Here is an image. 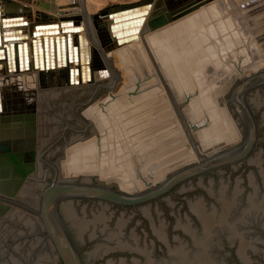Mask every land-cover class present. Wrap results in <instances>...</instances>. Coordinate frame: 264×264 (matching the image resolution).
<instances>
[{
  "label": "water",
  "instance_id": "1",
  "mask_svg": "<svg viewBox=\"0 0 264 264\" xmlns=\"http://www.w3.org/2000/svg\"><path fill=\"white\" fill-rule=\"evenodd\" d=\"M151 4L149 0H140L105 9L104 16L112 19L108 24L112 32L110 42H102L104 51L110 53L99 80L73 82V74L80 71V43L71 46L69 34L60 41L58 35L53 40L52 35L59 31L51 28L58 23L34 26L32 35L43 36L37 41L31 40L34 61L38 52L46 69L60 66V58L64 63L76 65L65 70L60 83L33 85L34 115L17 113L13 116L19 121L17 127L0 130V178L3 180H0V208L7 214L15 208L35 214L39 230L21 234L19 239L37 236L47 239L58 264H84V253L86 259H91L102 257L110 250L126 249L144 257V262L134 257L132 264H256L250 254L264 250V152H251L258 145L260 132L264 137V108L259 109L264 105V92H261L264 61L229 72L225 102L240 135L237 142L215 152L200 153L192 138L197 128L181 115L182 127L198 160L178 164L154 183L143 178V187H129L115 178L63 168L62 157L68 144L90 137L99 104L119 85L118 52L112 50L138 38L140 25L145 20L144 9ZM169 19L166 15L154 17L148 27L158 28ZM74 23V20H65L60 24L67 26L63 29L65 33L82 29V25ZM15 32L21 30H6L5 34ZM46 35L50 36L49 47ZM4 47L7 52L13 50L12 56L15 55L13 43ZM16 52L19 68L28 70V41L19 42ZM5 57L8 62V53L0 57V68ZM46 154L51 160H57L56 163L45 159ZM249 155L252 157L248 163L256 169H251L243 178L238 174L233 177L223 174L218 178L209 175L225 166H235ZM31 179L35 180L36 205L19 198L20 192L16 190ZM247 185L249 189L244 194ZM175 192H181L179 197L174 196ZM211 196L218 200L217 205ZM163 198H168L164 216L161 209L149 206L159 205ZM89 205L94 208L88 209ZM113 205L131 211H138L140 207L150 220L154 234L166 243L167 257L157 261L148 246L140 247L134 236L124 237L122 230L128 216L116 218L110 228L111 213L107 206ZM97 229H108L106 239L90 248L84 242L85 236L93 237ZM107 264L128 263L108 259Z\"/></svg>",
  "mask_w": 264,
  "mask_h": 264
},
{
  "label": "bare ground",
  "instance_id": "2",
  "mask_svg": "<svg viewBox=\"0 0 264 264\" xmlns=\"http://www.w3.org/2000/svg\"><path fill=\"white\" fill-rule=\"evenodd\" d=\"M149 1L152 4L151 6L146 7L144 9L145 20L140 25L138 38L136 40H132L127 43H124L121 46H117L116 49L112 50L118 52V67L120 69V73L123 76L121 79H119V85L116 88L115 92L109 94L98 106V108H100L102 106V103L103 105H105L104 106V109H106L105 114L108 117L106 116L100 117L99 109H98L95 117L96 119L98 118V121L96 124L94 121L92 128V136L89 137L87 140L71 142L68 144L65 151L67 153L65 154L62 160L63 166L66 169L87 172L89 174L97 173L103 177L115 178L129 187H134L135 184H138L139 182L137 181L132 182L131 179L128 177L131 176L130 174L132 172L131 162L136 161L137 158L141 159L142 161L151 162L152 158L154 159L155 156L153 157L152 155H150L152 150L149 151L150 149H147L148 148L147 146L149 145L141 146L140 140H138L137 142L136 139L138 138H135L136 142L133 143L134 145H132V143L125 141L124 142L125 146H124L123 144L119 145L118 144L119 141L118 143H113L114 139L111 138L110 140L113 141L112 143L114 145V148L111 149L112 151L110 152L113 153V155L111 158V155L109 153L111 162L108 159L107 161L109 162L107 163V165H105L104 162L109 157L108 155L106 157V155H104L103 153L105 151L104 148H106L105 145L109 143L107 141L109 140L110 136L112 137V135L110 134H112L111 131H114L112 129L115 126L114 123L119 124L120 122V120L118 122L119 118H117L116 116L117 113L119 115H123V113L121 112L122 109L124 107L129 108L126 107L127 103H129L130 107L132 108L133 105L131 106L130 102L131 101L134 102L139 98H149L148 101L151 100V103L157 101L156 98L160 99L161 97H164L167 98L168 101H170L171 99V105H173L174 108L169 107V109L170 108L175 109V112L178 116L180 115L181 113L180 111L182 109L181 108L182 105L180 104V102L183 99H187L186 97H188L189 99H187V101L190 100L189 103L190 105L188 107V111L190 112L189 114H192L191 116L192 117L195 116L196 118H200L203 115H205L211 120L210 122L211 124L208 126V130L207 131L205 130L207 133L206 136L209 137V142H211L210 143L211 148L212 145L220 142L224 143L225 141H227L228 139L234 136L233 134L234 128L230 125L231 121H229V123L227 122V120L223 115V112L220 109V106H217L216 101L217 100H221L224 102L226 101L225 94L227 93V87H228L227 78L229 72L232 71L231 70L232 66H230L229 64L232 59V56H234L232 55L233 54L232 49L235 46L238 47L236 40L239 35L242 38V34H241L242 32L243 34L245 33V31H243L245 23L247 24L248 20L256 19L261 15L260 8L264 4V0H149ZM38 3H39L38 5H34V3L31 2V0H21V1L0 0V48H4L2 51H0V57L6 56L7 53L9 56L8 62L6 57L5 59H2L3 65L2 68H0V130L13 129L17 127L19 121L13 117L17 113L24 112L34 115L33 85L60 83L63 79V74L65 70L71 66L76 65L75 62L69 63L66 61V63H64L62 58H60V63H61L60 66H56L54 69H46L42 67V62L41 59L39 58L38 52H37V58L34 61L31 40L34 38L37 41V39L43 38V36L32 35V31L35 30L34 28L35 25L39 23H53V24L58 23V26L51 28L52 30L58 29L59 31L58 34L52 35L53 40L58 35L60 41L61 37L66 38L67 35L69 34L71 46H73L75 42L80 43L81 51H82L81 62H78L80 66V71L78 74L75 75L73 74V82L99 80L100 75L102 73L99 71L97 72L96 69L104 67L105 64L104 61L107 60L106 56L109 55L110 53V52H105L102 46V42L109 43L111 40L110 38L112 31L109 30L108 24L111 23L112 19L104 16V11L105 9H107V7L106 8L104 7V9H101L96 13L90 14L87 13L86 11L85 3L88 4V7L90 6L92 7V5L88 3V0L87 1L86 0H55L53 3L50 2L45 3V0H39ZM169 3L171 7L170 6L168 7ZM162 15H166L167 18H170L168 22L166 24L159 26L158 28L150 29L148 27L149 22L154 17L159 18ZM7 17L9 18L19 17V18L3 20V18H7ZM39 20L40 21L45 20V21L39 22ZM65 20H74L75 21L74 25H82V29L78 30L77 32L65 33L63 29L66 28L67 26H63L60 24L62 21ZM11 29L21 30V32L5 34L6 30H11ZM39 30H44V29H39ZM13 36L14 37L26 36V38L14 39ZM46 39L49 47L50 36L46 35ZM24 41H28V59L30 62V68L28 70L24 68L23 69L19 68L18 55L16 52L17 44L19 42H24ZM258 42L260 41H257V43ZM11 43H13L15 48L14 56H12L13 50L9 49L7 52L6 48L4 47V44L10 46ZM253 44L255 46H258V44H256L255 41H253ZM257 50H258V56L256 55L257 58L255 59V61L250 62L249 64H247L243 68H240L239 70L244 69L260 61H264V54H262V50L260 46H258ZM252 55L254 56L255 54ZM151 61H155L156 65L151 66L150 64ZM34 62L37 66L34 65ZM219 68L220 70H218ZM146 69H148L147 71H150V74H148L146 77L142 76L144 77V79H142V77L140 78L139 77L140 72L142 71V73L144 74ZM215 70L216 71L218 70L217 75L220 74L221 76L222 75L224 76L221 79H219L218 76L219 86L217 84L218 86L217 87L216 84L213 83L217 87V89L215 87L214 88L215 90L213 89L214 91L210 93L208 90L212 88L213 85H211L210 82L211 79L208 80V78H210L209 77L210 75L214 76L213 73L212 74L210 73ZM159 71L162 72L165 78L169 79V83L160 81L158 84L160 85V87L159 89H157L156 88L157 80H158L157 78H159L157 75ZM198 72L201 74L203 73V75L201 74L199 75ZM204 73L206 76L208 73L210 75H208L207 78L206 77L203 78L205 76ZM194 75H197V77L194 78ZM215 80H211V81L215 82ZM138 84H143V87L141 89L142 95L140 96H137L135 92L136 86ZM121 88H123L124 91ZM122 91H123V95H121ZM194 91L197 93L196 95L194 94ZM221 101L219 103H221ZM118 102L120 103V106H122L121 109H118ZM114 103H116V105H114ZM135 103L136 102H134V104ZM141 104L139 106H142ZM155 104H153L152 106H154ZM162 106H164V104ZM142 107L144 108L146 106L144 105ZM124 110L126 111L127 109ZM161 111L163 112V110ZM226 111L228 112V110ZM139 113L137 112V115ZM166 116L168 117L169 115L167 114ZM155 117H157V115H155ZM204 119H206V117ZM142 120H144V118H142ZM137 122L139 121L137 120ZM125 125H127V123ZM173 125L170 126L172 127ZM153 128L154 126L151 129ZM115 130L117 131L118 129ZM123 130H125L124 132L127 131L128 133L127 136H129V131L131 129L128 130L127 127V129H123ZM150 131L149 134L153 132ZM175 132L176 134L178 133L177 131ZM181 132L184 131H180V133ZM145 133L144 136L146 135ZM148 135H146L144 138L146 139ZM11 136L12 137L10 140L13 139L12 134ZM115 136L114 138L117 137ZM141 136L142 134H140V138ZM173 137H174L173 139H175L178 136L177 137L173 136ZM170 139L172 138L170 137ZM132 142H134V139H132ZM109 145L110 144H108V146ZM181 145L182 144H180V146ZM180 146H178V149ZM176 147H175V151H178L176 150ZM142 148L145 149L143 150ZM169 148L170 147L168 146V148L165 149H169ZM100 149L101 151H99ZM116 151H118L119 154H116ZM168 151L169 150H166L164 153L162 152V157L160 159L158 158L156 159L162 160L163 155L165 156L164 159H167L168 158L167 156L171 155L169 153L170 151L169 152ZM182 151L183 150H181V152ZM166 152L167 155H165ZM173 154L175 155V152ZM116 155L119 156L118 157L119 160L123 159V161L122 160L118 161ZM148 155H150V157ZM182 157L184 156L177 157V159L175 158L174 160H170V162L171 161L176 162ZM190 158H191L190 156L187 157L183 162H185L186 160L192 161V158L191 159ZM156 159L155 162H153L154 160H152V163L154 164L164 163L163 160L162 162L160 161L158 162ZM121 165H122V169H119ZM161 171L162 170H160V172ZM126 173L129 174L126 176ZM33 176L35 178V174ZM126 177H128V181L125 180ZM0 180H2V178H0ZM14 187L15 186H13L11 189H14ZM16 190L17 192H20L19 198L30 200L32 204L36 205V190H35L34 179L33 180L31 179L30 182L27 183L25 186L24 185L18 186ZM3 210L4 209L0 208V243L4 242L2 240V236H3L2 234H4V229L7 230L6 225H8V223L14 225L15 227L20 228L25 233H31L35 230H39L40 226H38V222L36 220L37 217L33 216L34 214L33 215L25 214L23 210L17 208H15L13 212H9L8 214ZM5 235L6 234H4V236ZM43 240H44L43 237L42 239H40V237H36L18 243L15 247V251H13L15 253L11 252L13 253L12 260L16 262L13 261L11 262L9 259L10 261L9 263L7 262L6 263L3 262V263L29 264L27 260L28 257L31 256L33 258L32 261L33 264H57V260L51 249V246L47 245L48 243L46 244V242ZM0 248L2 247L0 246Z\"/></svg>",
  "mask_w": 264,
  "mask_h": 264
},
{
  "label": "rangeland",
  "instance_id": "3",
  "mask_svg": "<svg viewBox=\"0 0 264 264\" xmlns=\"http://www.w3.org/2000/svg\"><path fill=\"white\" fill-rule=\"evenodd\" d=\"M17 1H21V0H17ZM38 1L39 0H31V2H33L34 3V5H38L39 3H38ZM55 0H45V3H47V2H50V3H53ZM87 1V0H86ZM137 1H140V0H88V3H90L91 5H92V7L90 6V7H88V4L87 3H85L86 4V11H87V13H90V14H93V13H96V12H98V11H100L101 9H104V7L106 8V7H109V6H111V5H114V4H125V3H133V2H137ZM23 2V1H22ZM261 11H260V13H261V15L258 17V18H256V19H252V20H248V25L245 23V25H244V29H243V31H245V33L243 34V32L241 33L242 34V38H241V36L239 35L238 37H237V40H236V42H237V46L238 47H234L233 49H232V55H234V56H232V59H231V61H230V66H232L231 67V70L232 71H235V70H239L240 68H243L244 66H246L247 64H249L250 62H254L255 61V59L257 58V56H258V50H257V48H258V46H260V48H261V50H262V54H264V4L261 6ZM247 26V27H246ZM249 32V33H248ZM247 35V36H246ZM258 38H263L260 42H258L257 43V41H259V39ZM252 39V40H251ZM238 40H239V42H238ZM251 40V41H250ZM245 43H244V42ZM249 41V42H248ZM253 41H255V43L256 44H258V46H255L254 44H253ZM247 44H249V45H251V46H249V45H247ZM247 45V46H246ZM255 47V49H254V47ZM104 47V46H103ZM239 48V49H238ZM252 48V49H251ZM254 51V52H253ZM235 52V53H234ZM246 52V53H245ZM248 52V53H247ZM251 52H253V53H251ZM256 52V53H255ZM252 54H255L254 56L252 55ZM257 55V56H256ZM256 56V57H255ZM107 57V60H105L104 61V67L103 68H98V69H96L97 70V72L99 71L100 72V70H101V73H103L104 71L103 70H105L106 69V65H107V61H108V57H109V55H107L106 56ZM247 57H249V58H247ZM252 57V58H251ZM254 57V58H253ZM249 60V61H248ZM258 60V59H257ZM246 61H248V62H246ZM242 62V63H241ZM244 62V63H243ZM138 63V62H137ZM142 63H143V61H142ZM139 64V63H138ZM150 64H151V66L152 65H156V63H155V61H151L150 62ZM231 64H233V65H231ZM141 69V68H140ZM95 70V71H96ZM148 69H146L145 70V72H144V74L142 73V71L140 72V74H139V77L141 78L142 76H147L148 74H150V71H147ZM218 70H220V68L218 69ZM217 70V71H218ZM217 71L215 70V71H213V72H209L210 74H214V76H212V75H210L209 73L207 74V76L205 75V73H204V77L203 78H207L208 77V75H210L209 77L210 78H208V80H215V82H213V81H211L210 80V82H211V85H213V87L212 88H210L208 91L211 93L212 91H214L215 89V87L217 86V84H218V86H219V79H221L224 75H217ZM204 72V71H203ZM199 73V72H198ZM201 73H199V75H200ZM102 75V74H101ZM101 75H100V77H101ZM201 75H203V73L201 74ZM217 75V76H216ZM118 76L120 77L119 79H121L122 78V74L120 73V69H119V67H118ZM159 78H157L158 80H157V85H156V88L157 89H159V87H160V85H158L159 84V82L160 81H163V82H168L169 83V79H167V78H165L164 77V75L162 74V72L161 71H159L158 72V75H157ZM217 78H216V77ZM218 76H219V79H218ZM221 76V77H220ZM197 77V75H194V78H196ZM212 77H214V78H212ZM192 78V77H191ZM201 78V77H200ZM142 79H144V77H142ZM227 79H229V75H228V78ZM218 80V81H217ZM217 81V82H216ZM216 84V86L214 85V84ZM217 86V87H218ZM142 87H143V84H138L137 86H136V95L137 96H140V95H142V91H141V89H142ZM217 87H216V89H217ZM121 89H123V88H121ZM214 89V90H213ZM120 90V89H119ZM118 90V91H119ZM117 91V92H118ZM123 91H124V89H123ZM123 91H122V94L121 95H123ZM194 94L196 95L197 93L194 91ZM227 94V93H226ZM226 94H225V97H226ZM170 98V97H169ZM187 99H189L188 97H186ZM187 99H183L181 102H180V104L182 105L181 106V113H180V115H178L177 116V114H176V112H175V109H172V108H170L169 109V107H173V105H171V99H170V101H168V99L167 98H164V97H161L160 99L159 98H156V100L159 102H157V101H155L156 102V104H155V102H152L151 103V100L150 101H148L149 100V98H139V99H137V100H135L134 102H136L135 104H134V102L133 101H131L130 102V104H131V106H132V108L130 107V105H129V103H127V105H126V107H129V108H123L122 109V113H123V115H119L118 113H117V118H119L118 119V122H119V120H120V122H119V124H117V123H114L115 124V126H116V128H115V126H114V128H112L114 131H116L115 129H118L116 132H114V131H111V133L112 134H110V135H112V137L110 136V138H109V140L107 141V142H109L108 144H110L109 146H108V144L107 145H105V147L107 148H104V155H106V157H107V155H108V157L109 158H107L106 160H105V165H107V163L110 161L111 162V158H112V155H113V153H111L110 151H112L111 149H113L114 148V145H113V143H118V141H119V145L120 144H123L124 146H125V141H127V142H129V143H132V145H134L133 143H135L136 141L138 142V140H140V142H141V146L143 145V146H147V145H149V146H147L148 148L147 149H150L149 151H151L152 150V154L150 153V155H152L153 157L155 156V158L153 159L152 158V156H151V158H152V160H154L153 162H155V159L156 158H158V159H160L161 157H162V152L164 153L166 150H171V147L172 146H174V147H172V152L170 151H168L171 155H169V153H168V155L169 156H167L168 158L167 159H164L165 158V156L163 155V158H162V160L164 161V163L163 164H154V163H152V160H151V162H146V161H142L141 159H136V161H133V162H131V166H132V168H131V170H132V172H131V176H128L130 179H131V181L132 182H135V181H137V182H139L138 184H135V186L134 187H143L145 184L143 183V178L145 179V180H147V182H152V183H154L156 180H159V179H161V178H163V177H165V175L166 174H168L169 172H170V170L172 169V168H175L178 164H183V161L187 158V157H191L192 158V161H197L198 160V156H196V152H195V149H194V147L192 146V144H191V142H190V140H189V138L187 137V134H186V131L183 129V127H181V125H182V121H181V115L184 117V119H186L187 120V122L191 125V126H195V128H197L193 133H192V138H193V140H195L196 141V144H198L197 146H198V150L200 151V153H204V154H208V153H211V152H215V151H217V150H219L220 148H222V147H224L225 145L227 146V145H230V144H233V143H235V142H237L238 140H240V135H239V133H238V131H237V128H236V126H234L235 125V123L233 122V119H232V116H231V114H230V111H229V109H228V107H227V104L224 102V101H221V100H217L216 101V104H217V106H220V109H221V111L223 112V115H224V117H225V119L227 120V122L229 123V121H231V123H230V125L234 128V136L232 137V138H230V136H229V138L230 139H228L227 141H225L224 143H217V144H214V145H212V148H211V142H209V137L208 136H206L207 135V133H206V131L208 130V126L211 124L210 122H211V120L207 117V116H205V115H203L202 117H200L202 120L206 117V119H204L203 121L200 119V118H196L195 116H191L192 114H189L190 112L188 111V107H189V103H190V100L189 101H187ZM225 100H226V98H225ZM144 101V102H143ZM146 101V102H145ZM221 101V103H219ZM141 103H143V104H141ZM145 103V104H144ZM223 103V104H222ZM142 105V106H146V107H142V106H139V105ZM153 104H155L154 106H152ZM164 104V106H162ZM226 104V105H225ZM114 105H116V103H114ZM135 105V106H134ZM165 105H167V106H165ZM223 105V106H222ZM104 106L105 105H103V103H102V106L100 107V108H98L99 109V115H100V117H108L106 114H105V111H106V109H104ZM120 103L118 102V109H121V107L122 106H120ZM185 106V107H184ZM187 106V107H186ZM225 106V107H224ZM150 107V108H149ZM157 107V108H156ZM163 109H162V108ZM184 107V108H183ZM224 107V108H223ZM106 108V107H105ZM159 108H160V110H159ZM174 108V107H173ZM124 109H127L126 111L124 110ZM147 109H148V111H147ZM150 109V110H149ZM166 109V110H165ZM155 110H157V111H155ZM161 110H163V112L161 111ZM226 110H228V112L226 111ZM139 113L138 115H137V112ZM149 111H150V113H149ZM168 113H167V112ZM170 111V112H169ZM152 112V113H151ZM156 112V113H155ZM165 112V113H164ZM226 112V113H225ZM109 113V112H108ZM136 113V114H135ZM162 113V114H161ZM178 113V112H177ZM225 113V114H224ZM135 114V115H134ZM163 114H164V116H163ZM169 115L168 117L166 116V115ZM172 114V115H171ZM176 114V115H175ZM129 115V116H128ZM132 115H134V116H132ZM137 115V116H136ZM143 115V116H142ZM155 115H157V117H155ZM171 115V116H170ZM226 115V116H225ZM127 116V117H126ZM154 116V117H153ZM159 116H161V117H159ZM228 116V117H227ZM129 117V118H128ZM133 117V118H132ZM164 117V118H163ZM204 117V118H203ZM230 117V118H229ZM130 118H132V119H130ZM142 118H144V120H142ZM151 118V119H150ZM154 118V119H153ZM159 118H161V119H159ZM128 119V120H127ZM178 119V120H177ZM201 121H200V120ZM208 119V120H207ZM228 119H231V120H228ZM132 120V121H131ZM137 120L139 121V122H137ZM154 120V121H153ZM163 120V121H162ZM97 121H98V118L96 119L95 118V124L97 123ZM133 121H134V123H133ZM151 121V122H150ZM165 121V122H164ZM180 122V123H179ZM127 123V125H129L130 123L132 124H134V126H133V124L131 125H129V126H127V125H125ZM138 123H139V125H138ZM113 124V123H112ZM112 124H110V125H112ZM146 124V125H145ZM165 124V125H164ZM174 124V125H173ZM234 124V125H233ZM137 125V126H136ZM170 125H173L172 127L170 126ZM128 127V130H130L129 131V136H127V131L126 132H124L125 130H123V129H127V127ZM131 126H132V128H131ZM147 126V127H146ZM154 126V128L153 129H151L152 127ZM168 126V127H167ZM138 127V128H137ZM161 127V128H160ZM165 127H166V129H165ZM171 127V128H170ZM121 128V129H120ZM158 128V129H157ZM164 128V129H163ZM181 128V129H180ZM133 129H134V132H135V134H134V132H133ZM151 131H153L152 133H150L149 134V131L150 130ZM156 129H157V131H156ZM163 129V130H162ZM178 129V130H177ZM180 129V130H179ZM183 129V130H182ZM235 129H236V131H235ZM6 130H12V129H6ZM146 130V131H145ZM149 130V131H148ZM161 130H162V132H161ZM206 130V131H205ZM123 131V132H122ZM143 131H145V132H143ZM150 131V132H151ZM175 131H177L178 133L176 134V132ZM180 131H184V132H181L180 133ZM205 131V132H204ZM141 132V133H140ZM143 132V133H142ZM144 133L146 134V135H148L147 137H146V139L144 138L145 136H144ZM174 133V134H173ZM140 134H142V136H141V138H140ZM117 137H116V136ZM152 135V136H151ZM182 136L183 137V139H182V137H180V136ZM236 135V136H235ZM92 136V132H91V135H90V137ZM114 136L116 137V138H114ZM150 136V137H149ZM167 136H168V138H167ZM173 136H175V137H177V138H175V139H173L174 137ZM185 136V137H184ZM8 137H10V139H11V134H9L8 135ZM166 137V138H165ZM170 137L173 139H170ZM180 137V138H179ZM237 137H239V138H237ZM111 138H113L114 140V142L112 141V140H110ZM125 138V139H124ZM128 138V139H127ZM135 138H138V139H136V141H135ZM164 138H165V140H164ZM180 140H179V139ZM14 139V138H13ZM12 139V140H13ZM127 139V140H126ZM131 139V140H130ZM132 139H134V142H132ZM162 139V140H161ZM182 139V140H181ZM130 140V141H129ZM144 140V141H143ZM151 140V141H150ZM154 141V142H153ZM158 141H161V142H158ZM179 141V142H178ZM182 141V142H181ZM113 142V143H112ZM122 142V143H121ZM148 142V143H147ZM171 142V143H170ZM174 142V143H173ZM175 142H176V144H175ZM184 142V143H183ZM230 142V143H229ZM233 142V143H232ZM112 143V144H111ZM146 143V144H145ZM170 145H169V144ZM155 144V145H154ZM171 144H173V145H171ZM177 144H179V145H177ZM180 144H182L181 146H180ZM208 144V145H207ZM221 144V145H220ZM223 144H225V145H223ZM163 145V146H162ZM184 145V146H183ZM136 146V145H135ZM152 146V147H151ZM168 146L170 147L169 149H165V148H168ZM177 146V147H176ZM178 146H180L179 147V149H178ZM128 147V146H127ZM165 147V148H164ZM175 147H176V150H178V151H175ZM187 147V148H186ZM110 148V149H109ZM134 148V147H133ZM151 148H153V149H151ZM180 148H181V150H183L182 152L184 153H182L181 152V150H180ZM209 148V149H208ZM109 149V150H108ZM143 149V148H142ZM141 149V150H142ZM145 149V148H144ZM143 149V150H144ZM185 149H187V150H185ZM107 150V151H106ZM142 150V151H143ZM159 150V151H158ZM99 151H101V149L99 150ZM125 151V150H124ZM108 152V153H107ZM118 151H116V154H119V152L117 153ZM127 152H128V149H127ZM156 152V153H155ZM175 152V155L173 154ZM181 152V153H180ZM188 152V153H187ZM67 152H65L64 153V155H63V157H62V160H63V158H64V156H65V154H66ZM106 153V154H105ZM109 153H110V155H111V158H110V155H109ZM145 153V152H144ZM155 153V154H154ZM177 153V154H176ZM186 153V154H185ZM124 154V153H123ZM146 154V153H145ZM157 154V155H156ZM161 154V155H160ZM173 154V155H172ZM150 155H148L149 157H150ZM159 155V156H158ZM165 155H167V152H166V154ZM180 156H184V157H182L181 159H179L178 161H176V162H170V160H174L175 158L177 159V157H180ZM116 157H117V160L118 161H123V159H121V160H119V156H117L116 155ZM190 158V159H191ZM109 159V161H107ZM116 160V161H117ZM157 160V159H156ZM162 160H157L158 162L160 161V162H162ZM140 161V162H139ZM156 161V162H157ZM168 163H167V162ZM120 163V162H119ZM126 163V162H125ZM126 166V165H125ZM63 168H65L64 166H63ZM119 169H122V165L120 166V168ZM160 170H162L161 172H160ZM129 174V173H128ZM127 173H126V176L128 175ZM91 175H95V176H100L99 174H95V173H93V174H91ZM167 176V175H166ZM123 177H125V176H123ZM128 177H126V179L125 180H127L128 181ZM139 185V186H138ZM28 188V187H27ZM22 199H24V198H22ZM24 200H26V201H28V202H30L31 203V201L30 200H27V199H24ZM18 209V208H17ZM22 210V209H21ZM11 212H13V210L11 211ZM23 212H25V214H30V215H33L31 212H29V211H26V210H23ZM33 216H35L36 217V215L34 214ZM36 220H37V218H36ZM38 226H40L39 225V223H38ZM6 227H7V230H5L4 229V234H6L5 236H4V234H2L3 236H2V240L4 241V242H1L0 243V246L2 247V248H0V264H1V262H2V264H4V263H9L10 261L12 262H16V261H14V260H12L13 259V253H15V252H13V251H15V247H16V245L18 244V243H20V242H22V241H26V240H29V239H25V238H21V239H19V237L21 236V234L23 235V234H25V232L23 231V230H21L20 228H18V227H15L14 225H11L10 223H8V225H6ZM37 229V228H36ZM19 230V231H18ZM6 232V233H5ZM19 232V233H18ZM21 232V233H20ZM13 233V234H12ZM37 237H40V239H42V237L41 236H37ZM7 239V240H6ZM13 239V240H12ZM43 241H45L46 242V244L47 245H50L49 244V242L47 241V239H44ZM16 242V243H15ZM44 245V244H43ZM12 249V250H11ZM11 252H13V253H11ZM29 258H31V259H29ZM9 259H10V261H9ZM28 262H29V264H33L32 263V261H33V258L30 256V257H28V260H27ZM4 262V263H3ZM58 264V263H57Z\"/></svg>",
  "mask_w": 264,
  "mask_h": 264
},
{
  "label": "flooded vegetation",
  "instance_id": "4",
  "mask_svg": "<svg viewBox=\"0 0 264 264\" xmlns=\"http://www.w3.org/2000/svg\"><path fill=\"white\" fill-rule=\"evenodd\" d=\"M261 92H264V86L261 89ZM264 105H262L259 109H263ZM256 117V114H255ZM259 129V127H258ZM264 152V137L263 135H261V132L259 134V142L258 145L256 146V148L251 152V153H257V152ZM250 153V154H251ZM254 154V155H255ZM252 157V156H248L245 160H243L241 163L234 165H228L222 168V170H215L213 173H210L209 175L211 177L214 178H218L219 175H223V174H228V176L233 177L236 176L237 174L240 176V178H243L245 175H247L249 173V171L251 169H256L255 166L251 165L248 163V159ZM45 159H48L50 161H52L53 163H56L57 160H51L49 158V156L44 155ZM43 158H40V162L44 163ZM43 166H46V164L44 163ZM248 185L247 187H245L243 189V193L245 194L248 191ZM262 190L264 191V188H262ZM183 192V191H182ZM181 194V192H175L174 196L175 197H179V195ZM214 204H216V198L211 196ZM168 198H163L161 199L157 204H151L149 205L151 207V209L153 208V206H155L157 209H161L162 211V215L164 216V212L163 209L165 208V203L166 200ZM218 201V200H217ZM219 203V202H218ZM217 205V204H216ZM98 206V205H97ZM95 206V207H97ZM143 207V206H141ZM89 208H94L93 205H89L87 207ZM107 211L109 213H111V226L110 228H113V224L116 221V218L120 217V216H128V221H127V225L124 227V229L122 230V233L124 235L125 238H131L134 236V238L137 240L138 245L140 247H146L148 246L153 253V257L155 260L157 261H161L164 258L167 257V247H166V243L161 241L160 239H158V237L154 234L152 227L150 226V220L148 219V217L142 213V211H140V207L138 208V211H131V209L127 208V209H123V208H119L118 206H107ZM165 213H166V209H165ZM166 215V214H165ZM164 224V223H163ZM164 229L167 233V226H164ZM72 231V229H71ZM108 229L106 231H102L100 229L96 230V233L93 237H89V236H85L84 242L88 247H92L94 243L98 242V241H103L106 239V233H107ZM72 235L73 231H72ZM264 241V239H263ZM255 253H251L250 257L252 256V261H256V264H262L264 263V250L263 251H253ZM138 258L140 260V262H144V257L135 252V251H129V250H110L108 253L104 254V256L102 257H97V258H91V259H86V253H84V258H83V254H82V259L84 264H107L108 259H113L115 261H119L120 259L124 260L126 263L128 264H132L133 263V258Z\"/></svg>",
  "mask_w": 264,
  "mask_h": 264
}]
</instances>
